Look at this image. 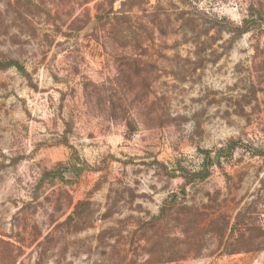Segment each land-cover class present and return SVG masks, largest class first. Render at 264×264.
Masks as SVG:
<instances>
[{"label":"rangeland","instance_id":"374dc122","mask_svg":"<svg viewBox=\"0 0 264 264\" xmlns=\"http://www.w3.org/2000/svg\"><path fill=\"white\" fill-rule=\"evenodd\" d=\"M0 264H264V0H0Z\"/></svg>","mask_w":264,"mask_h":264}]
</instances>
